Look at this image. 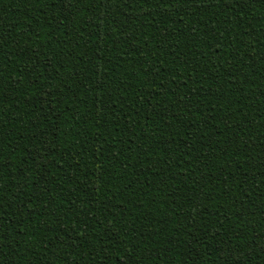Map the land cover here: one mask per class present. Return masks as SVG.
I'll use <instances>...</instances> for the list:
<instances>
[{
    "label": "trees",
    "instance_id": "obj_1",
    "mask_svg": "<svg viewBox=\"0 0 264 264\" xmlns=\"http://www.w3.org/2000/svg\"><path fill=\"white\" fill-rule=\"evenodd\" d=\"M264 0H0V264H264Z\"/></svg>",
    "mask_w": 264,
    "mask_h": 264
},
{
    "label": "snow or ice",
    "instance_id": "obj_2",
    "mask_svg": "<svg viewBox=\"0 0 264 264\" xmlns=\"http://www.w3.org/2000/svg\"><path fill=\"white\" fill-rule=\"evenodd\" d=\"M262 250H264V249H262Z\"/></svg>",
    "mask_w": 264,
    "mask_h": 264
}]
</instances>
